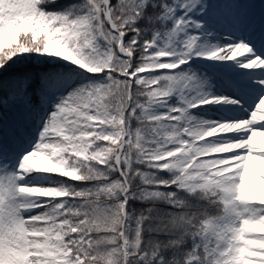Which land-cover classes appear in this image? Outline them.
Listing matches in <instances>:
<instances>
[{
    "label": "snow or ice",
    "instance_id": "1",
    "mask_svg": "<svg viewBox=\"0 0 264 264\" xmlns=\"http://www.w3.org/2000/svg\"><path fill=\"white\" fill-rule=\"evenodd\" d=\"M0 264H264V0H0Z\"/></svg>",
    "mask_w": 264,
    "mask_h": 264
}]
</instances>
